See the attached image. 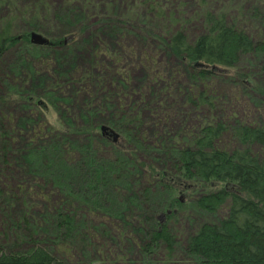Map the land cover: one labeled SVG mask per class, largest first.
I'll return each instance as SVG.
<instances>
[{
	"label": "trees",
	"instance_id": "trees-1",
	"mask_svg": "<svg viewBox=\"0 0 264 264\" xmlns=\"http://www.w3.org/2000/svg\"><path fill=\"white\" fill-rule=\"evenodd\" d=\"M0 264H264V0H0Z\"/></svg>",
	"mask_w": 264,
	"mask_h": 264
},
{
	"label": "water",
	"instance_id": "water-1",
	"mask_svg": "<svg viewBox=\"0 0 264 264\" xmlns=\"http://www.w3.org/2000/svg\"><path fill=\"white\" fill-rule=\"evenodd\" d=\"M30 39L32 44L39 46L44 45L49 41L45 35L38 31H33L31 33ZM101 130L103 135H111L114 141L118 140L119 134L109 126H102ZM162 220H164V216H162Z\"/></svg>",
	"mask_w": 264,
	"mask_h": 264
},
{
	"label": "rangeland",
	"instance_id": "rangeland-1",
	"mask_svg": "<svg viewBox=\"0 0 264 264\" xmlns=\"http://www.w3.org/2000/svg\"><path fill=\"white\" fill-rule=\"evenodd\" d=\"M98 46H100V45H98ZM144 48H145V47H142V48L140 49V51H142ZM127 54H129L128 51H127ZM67 58H68L69 60H71V58H70L69 55H67ZM137 58H138V55H137L136 57H130V58L126 61V65H132V67H133L134 69H136L137 66H138V60H137ZM136 65H137V66H136ZM137 70L139 71V73H137V74L135 75V77H134V82H135L136 84H138V83L141 84L142 81H143V79H144V73L140 72L139 69H137ZM50 118L54 119V118H55V115L50 114ZM171 118H172L173 120H175V121L178 123V122H180L182 116H176L175 113H174V114H172V117L169 118V120H171ZM161 220H162V218H161ZM162 221H163V220H162Z\"/></svg>",
	"mask_w": 264,
	"mask_h": 264
}]
</instances>
